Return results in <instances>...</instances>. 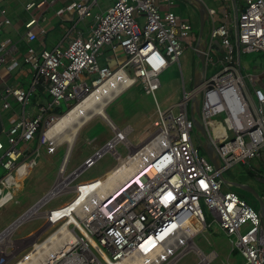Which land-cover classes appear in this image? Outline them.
<instances>
[{
  "label": "built area",
  "instance_id": "built-area-1",
  "mask_svg": "<svg viewBox=\"0 0 264 264\" xmlns=\"http://www.w3.org/2000/svg\"><path fill=\"white\" fill-rule=\"evenodd\" d=\"M98 1L67 0L62 11L69 14L73 26L57 45L38 49L33 43L38 32L44 34L39 24L49 1L23 3L28 15L23 22L22 38L27 43L23 62L34 72L28 89L20 82L0 84V113L12 110L7 117L8 128L3 125L1 130L5 144L0 140V166L4 170L0 175V208L22 187L26 179L22 176L34 165L32 155L39 154V145L47 144L50 153L60 146L44 136L60 116L106 83L111 92L118 91L110 103L131 87L154 97L161 86L160 74L170 63H179L183 47L194 49L192 24L171 10L174 0H114L104 10ZM197 1L203 4L210 23L207 36L202 38L205 64L200 84L183 92L176 111L173 107L162 110L156 102L159 118L151 123L156 130L138 144L127 138L132 126L120 129L106 115H99L108 123L111 137L69 173L66 166L71 151L67 156L65 150L56 181L44 194L45 201L26 210L19 222L42 217L44 225L36 232L44 226L43 231L54 229L40 241L30 242L31 235L17 240H28L22 248L28 250L20 258L35 243L57 237L54 230L66 222L67 230L55 240L64 250L49 258V264H174L190 250L199 256L197 264H208L216 252L204 255L193 242L194 236L210 228L202 211L204 205L212 222L230 237L231 250L242 257L243 264H264V226L258 210L261 203L253 197L256 209L251 207L232 187L245 189L224 176L225 170L236 163L249 164V174L264 183L262 172L251 164L254 159H264V86L259 85L258 75L250 73L247 85L239 62L241 53L264 52V0H214L223 12V20L218 23L217 10L204 0ZM94 6L99 8L96 13L92 12ZM229 8L233 9L232 27L228 25ZM84 18H91V23L77 29V22ZM11 24L0 5V29ZM215 39L223 50L222 68L207 78L206 64L211 60ZM19 49L18 40L0 39V69L6 67L12 72L20 67L16 57ZM38 85L42 86L43 97L31 104L30 110L26 105ZM12 101L20 106V113L12 109ZM62 101L68 106L64 112H60ZM190 105L213 146L217 167L201 149L203 139L190 118ZM218 121L224 124L223 129ZM38 132V145L31 149L28 144ZM117 144L125 146L124 154L117 151ZM106 153L114 157V162L100 176L76 182ZM121 169L131 171L124 174ZM110 173L115 176L112 186L93 197L86 193L89 202L77 212L73 208L65 211L86 184L103 183ZM69 190L74 193L69 202L40 210ZM257 194L264 206V196ZM19 224L11 226V234ZM8 248L0 247V264H9L15 258L14 249Z\"/></svg>",
  "mask_w": 264,
  "mask_h": 264
},
{
  "label": "rangeland",
  "instance_id": "rangeland-1",
  "mask_svg": "<svg viewBox=\"0 0 264 264\" xmlns=\"http://www.w3.org/2000/svg\"><path fill=\"white\" fill-rule=\"evenodd\" d=\"M27 0H2L0 5L7 10L8 16L11 19L12 30L13 27L20 21H23L27 18V13L23 9V3ZM208 5H214L212 0H204ZM114 0H99L98 6L102 10L113 4ZM179 4L181 7L178 12L180 16L189 21L194 26V31H198V13L192 6H189L183 0H176V4ZM98 6H94L92 12L96 13L99 11ZM215 6V5H214ZM59 8V5H56L55 8ZM51 12L48 13L50 15ZM234 18H233V9L229 11V27H232ZM91 23V18H84L77 22V29ZM68 26L64 25V28ZM19 32H23L24 28L20 25L17 29ZM66 29L58 28L55 31H52L48 37V46L53 47L59 43L65 36ZM13 33V32H12ZM15 34V32H14ZM12 36L9 33L2 34V37ZM233 41V40H232ZM65 44V43H64ZM195 44V40H193ZM20 49L16 53V57L19 59L21 66L26 65L23 62V55L25 53V45L21 42L19 44ZM105 49V48H104ZM109 54L105 53V56ZM121 56V55H120ZM193 50L185 46L183 47L182 53L179 57V63H170L165 70L160 74L159 79L161 86L154 92V97L143 92L137 91L134 87H131L120 94L115 100L108 104L104 110L107 112L109 117L113 122L118 125L119 128H124L127 125L132 126V131L128 133L127 138L132 144H138L143 141L149 133L156 130L152 126V121L158 119L159 116L156 111V102L159 107L164 110L168 107H173V110L176 111V104L180 99H182L183 92H190L193 89V76H194V66H195V57ZM211 60L206 64L205 76L207 78L218 73L222 68V58L223 50L218 45V40L215 39L212 41V48L210 51ZM240 62V73L248 85V74H257L259 77L262 74L264 79V52L263 51H252L247 53H241L239 55ZM101 63V62H100ZM21 70L22 76L25 79L30 78V69L26 67ZM34 72V71H33ZM28 81V80H27ZM28 83V82H27ZM260 85V84H259ZM261 86V85H260ZM34 101L29 98L26 107L32 109L31 104ZM72 103H69V105ZM65 102L60 104V112H64L67 109ZM12 109L17 113L21 112L20 106L12 101ZM12 113V110L1 111L0 116L5 127V130L8 128L9 123L7 117ZM222 120L224 114L219 115ZM217 124L223 129V123L218 121ZM193 135L195 136L194 132ZM38 137H35L32 141L29 142V147L34 149L38 144ZM110 128L98 117L90 119L79 131L76 136L71 153L69 155L68 163L66 166V173L71 172L82 164V161L85 157L92 154V148L89 141L94 138H103L104 140L110 138ZM0 140L5 144V133H0ZM198 137L194 138V141L197 142ZM47 144L39 145V154H33L32 157L35 159V163L32 166L30 172L27 174L26 179L22 183V187L16 191L14 198L6 202L0 208V232L14 222L18 217H20L26 210H28L32 205H34L38 200H40L44 194L53 186L58 175V167L61 163V160L64 156L66 150V144L62 143L57 148L55 152L50 153L47 150ZM27 146H24V150ZM116 149L120 154L126 152L125 146L122 144H117ZM114 162V157L106 153L102 158L97 160L95 164L85 169L76 180V182H83L93 180L96 177L100 176L112 163ZM251 164L257 169H259L264 175V159H254L251 161ZM250 166L249 164L236 163L225 170L224 176L239 182L246 184L253 188L257 193L264 196V183H261L254 175L249 174ZM4 172L0 166V175ZM242 198H244L247 203L256 209V203L253 200V196L240 188L232 187ZM74 196L72 191H68L64 194H61L58 197L52 198L50 201L45 203L40 210L45 211L49 208H54L62 206L69 202ZM202 211L205 216V219L210 223V228L200 234L199 236L193 237V242L198 246L204 255H207L211 252H216L217 256L210 261L208 264H243L242 257L237 253L231 250L230 237L222 233L218 226L212 222V216L208 209L202 205ZM44 219L42 217H35L30 220H27L18 225L13 234H11V241L23 240L26 239V236H30L37 230H39L44 225ZM54 227H50L47 230L41 231L39 235L36 236L35 240H42L48 235ZM13 231V229H12ZM25 242V243H24ZM28 244V240L19 243L17 248L7 244L1 245L4 247L8 245L7 250L14 249L13 254L15 258L9 263L12 264L18 258H20ZM21 249V250H20ZM19 250V251H18ZM200 258L194 250H190L181 256L174 264H197Z\"/></svg>",
  "mask_w": 264,
  "mask_h": 264
},
{
  "label": "bare ground",
  "instance_id": "bare-ground-1",
  "mask_svg": "<svg viewBox=\"0 0 264 264\" xmlns=\"http://www.w3.org/2000/svg\"><path fill=\"white\" fill-rule=\"evenodd\" d=\"M117 93L118 91L114 93L111 92V90L109 89V85L107 83L99 87L90 96L80 101L78 104L71 107V109L67 113L60 116L52 124L49 130L45 132L44 136L46 140L53 144L65 143L66 155L68 156L72 149L79 127L92 116H96V115L105 116L104 108L106 104L111 99H113ZM151 169H153V167ZM121 170L123 171L124 174L131 171L129 169H121ZM28 171H30V169L27 170V174L29 173ZM114 171L115 169L112 172ZM27 174L23 175L22 178L25 179ZM112 174L113 173H110L108 175L107 180H104L103 183L98 181L97 184L94 185L86 184L82 188V192L79 198L75 201V203L72 206H69L65 211L67 212L68 210L73 208V210L77 212L81 206L89 202V200L86 197V193L90 192L91 197H93L99 195L101 191L104 190L106 187L112 186L114 183L113 178L115 177ZM91 188L93 189L91 190ZM13 228L14 227H10L0 235V247L1 245H5L7 243L8 245L19 244V241L17 240L11 241L10 239ZM66 230H67V223L64 222L61 226H59L56 230H54L55 231L54 234L57 237H55L54 239H52V237H48L41 242L35 243L34 248L29 250V252L25 255V257L17 259L15 264H49L48 263L49 258L53 259L54 254H57L59 251L64 250L62 247L58 246L55 243V240L59 238L60 233H64ZM43 254L44 256H42ZM44 258L46 259V261L43 260Z\"/></svg>",
  "mask_w": 264,
  "mask_h": 264
},
{
  "label": "crops",
  "instance_id": "crops-1",
  "mask_svg": "<svg viewBox=\"0 0 264 264\" xmlns=\"http://www.w3.org/2000/svg\"><path fill=\"white\" fill-rule=\"evenodd\" d=\"M28 1V0H27ZM49 1V4H47V5H45L44 6V8H43V16H44V20L42 21V22H40V24H39V27H41L42 29H44V34L43 35H41L40 34V32H38L37 34H38V38H37V40L33 43V46L35 47V48H41V47H43V46H48V43H49V41H48V37H49V35H50V33L52 32V31H55V30H57L58 28H63V30H65L66 29V32H65V34L67 33V31L68 30H70L71 29V27L73 26V23H72V21L70 20V16H69V14H65V13H63V8H64V5H65V3L67 2V0H48ZM183 1H185L189 6H192L193 8H195V10L197 11V8L196 7H194L193 6V3H191L189 0H183ZM205 2V4H207L206 3V1H204ZM212 3L215 5H208V6H211V7H214L216 10H217V14H216V17H215V21H216V23H218V22H220V21H222L223 20V12H222V9H221V4L220 3H217V2H215L214 0H212ZM56 5H59V8H55V6ZM181 7L179 6V4L177 3L176 4V0H174V3H173V5H172V7H171V10L172 11H174L176 14H178L179 16H180V13L178 12V10L180 9ZM232 8H229V11L231 10ZM7 11V10H6ZM49 12H51V14L50 15H48V13ZM198 13V12H197ZM7 15H8V13H7ZM27 17H28V15H27ZM181 17V16H180ZM10 18V17H9ZM25 20V19H24ZM24 20L23 21H20L19 23H17L16 25H14V27H13V29H14V31L12 30V27H10V26H6V27H3V28H1L0 29V39H3L4 37H2V34H5V33H9V34H11V35H13V37L12 36H7V37H10V38H12V39H15V40H18V44H20L21 42L25 45V49H26V46H27V43L23 40V38H22V36H23V33H24V31L23 32H19L17 29H18V27L20 26V25H22V27H23V22H24ZM198 21H199V16H198ZM64 25L66 26H68L67 28H64ZM199 22H198V31H199ZM24 28V27H23ZM209 28H210V23L207 21V20H205V22H204V25H203V30H202V35H201V37L202 38H205V36H207V34H208V32H209ZM39 28H37V30H38ZM198 31L197 32H195L194 31V26H193V24H192V37H191V40H192V44H193V40H195V44H196V39H197V34H198ZM13 32V33H12ZM14 32H15V34H14ZM61 41V40H60ZM59 41V42H60ZM195 44H193V47H194V49H195ZM19 48H20V46H19ZM194 49H192L193 50V52L195 53V50ZM112 64H113V62H112ZM21 70H24L23 68H22V66H21V64H20V67L19 68H17V69H15V70H13L12 72H9L7 69H6V67H2L1 69H0V76H2V79H0V84H4V83H15V82H20L21 83V85L23 86V81H27L26 79L24 80V76H22V72H21ZM14 72H16L17 73V76L21 79H16L15 78V76H14ZM257 75V74H256ZM260 80H259V83H260V85L261 86H264V79H263V75L261 74L260 75ZM30 81H31V78L29 79L28 78V83H30ZM24 87V86H23ZM29 87V86H28ZM41 97H43V96H41ZM41 97H40V99H41ZM40 99H37V100H40ZM36 100V101H37ZM112 100V99H111ZM110 100V101H111ZM35 101V102H36ZM110 101L106 104V106L110 103ZM32 104H34V102L32 103ZM105 106V107H106ZM30 112H32V111H30ZM107 113V112H106ZM96 116H98L107 126H108V123L101 117V116H99V115H96ZM109 116V115H108ZM95 116H92V117H90L88 120H86L81 126H80V128H79V130H78V132H77V135H78V133H79V131H80V129L90 120V119H92V118H94ZM109 119L113 122V120L109 117ZM114 123V122H113ZM3 124V123H2ZM115 124V123H114ZM224 125V124H223ZM115 126H117L118 127V125H116L115 124ZM131 126V125H130ZM109 127V126H108ZM126 127V126H125ZM124 127V128H125ZM119 128V127H118ZM120 129H122V128H120ZM76 135V136H77ZM110 135H111V131H110ZM109 139V138H108ZM108 139H106V140H104L103 138H100V140H98V138H94V139H92L91 141H89L90 143H92L91 144V148H92V151H94L95 150V148H97L98 146H100V145H102V144H104ZM93 153V152H92ZM90 156V155H89ZM88 157V156H87ZM87 157H85V158H87ZM84 158V159H85ZM83 159V160H84ZM83 162V161H82ZM216 256H217V254H216ZM215 256V257H216ZM213 260V259H212ZM211 260V261H212ZM229 264V263H228Z\"/></svg>",
  "mask_w": 264,
  "mask_h": 264
},
{
  "label": "water",
  "instance_id": "water-1",
  "mask_svg": "<svg viewBox=\"0 0 264 264\" xmlns=\"http://www.w3.org/2000/svg\"><path fill=\"white\" fill-rule=\"evenodd\" d=\"M193 1V6L197 8V12H198V16H199V31H198V34H197V39H196V44H195V66H194V76H193V87L197 86L198 84H200L201 80H202V74H203V70H204V64H205V43L201 37L202 35V30H203V25H204V22L206 20L205 18V8L203 6V4L197 0H192ZM192 105H190L189 109H190V118L194 124V128H195V131H197L202 139H203V143L201 145V149L203 151V153L206 155V157L208 158V160L215 166L217 167V163H216V157L214 155V149H213V146L211 145V143L209 142L208 140V137H207V134L205 132V129L203 127V125L201 124V122L199 121V119L194 116L193 114V109H192ZM104 113L106 115V117L109 119V116L108 114L106 113V111L104 110ZM111 122V121H110ZM2 120L0 118V133H1V130H2ZM80 128V127H79ZM79 130V129H78ZM236 186H239V187H242L243 189L247 190L248 192H250L253 197H255L257 200L260 201V206L258 207V210L260 211L261 213V224L262 226H264V206L262 204V201L261 199L259 198L258 194L256 193V191L251 188L250 186L248 185H245V184H241V183H235L233 182ZM45 201L44 199V196L38 200L34 205H32L30 207V209L32 208H35L37 207L39 204L43 203ZM21 217H18L14 222H12L9 226H7L4 230H2L0 232V235L5 232L7 229H9L11 226H15L17 224H19V222L21 221L20 220ZM46 226H44L43 229H46L45 228ZM43 229H41L39 232H35V234H30V242L34 241L36 236L39 235L41 233V231H43ZM28 237V236H27ZM29 242V243H30Z\"/></svg>",
  "mask_w": 264,
  "mask_h": 264
},
{
  "label": "trees",
  "instance_id": "trees-1",
  "mask_svg": "<svg viewBox=\"0 0 264 264\" xmlns=\"http://www.w3.org/2000/svg\"><path fill=\"white\" fill-rule=\"evenodd\" d=\"M26 67H27L28 69H30L31 72H30L29 75H30V78H32L33 70L31 69V67H30L29 65H23V66H22V68H25V69H26ZM14 76H15L16 79H20V78L17 76V73H16V72H14ZM30 78H29V79H30ZM20 80H21V79H20ZM24 80H25V78H24ZM26 80H28V78H27ZM27 82H28V81H23V82H22V83H23V86H24L25 89H28V86H29V84H30V83H27ZM41 92H42V86H41V85H38L37 88L35 89V91L32 92L31 95H30L31 100L35 102L37 99H40V97L43 96V94H42ZM38 134H39V132L36 134L35 137H37Z\"/></svg>",
  "mask_w": 264,
  "mask_h": 264
},
{
  "label": "clouds",
  "instance_id": "clouds-1",
  "mask_svg": "<svg viewBox=\"0 0 264 264\" xmlns=\"http://www.w3.org/2000/svg\"><path fill=\"white\" fill-rule=\"evenodd\" d=\"M193 80V79H192Z\"/></svg>",
  "mask_w": 264,
  "mask_h": 264
}]
</instances>
